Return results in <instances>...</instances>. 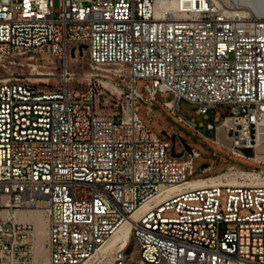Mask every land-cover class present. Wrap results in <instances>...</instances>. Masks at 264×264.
I'll list each match as a JSON object with an SVG mask.
<instances>
[{"label":"built area","instance_id":"2783aa9c","mask_svg":"<svg viewBox=\"0 0 264 264\" xmlns=\"http://www.w3.org/2000/svg\"><path fill=\"white\" fill-rule=\"evenodd\" d=\"M54 1L0 0V68H29L0 76V264H35V224L17 214L29 211L45 217L48 264H121L123 244L108 242L147 202L132 236L172 264H264V169L221 173L250 184L186 185L201 154L173 157L171 137L138 116L139 100L151 122L157 96L173 95L164 107L197 132L213 130L233 156L263 145L264 13L243 14L230 0H164L173 5L160 11V0H58V9ZM70 43L89 52L92 68L129 66L116 111L102 108L96 86L70 88ZM48 54L62 60L57 89L36 83ZM17 55L30 61L5 62ZM182 100L206 120L214 110L219 121V105L227 114L218 125L196 123L178 113ZM245 171L256 176L239 177ZM144 264H155L152 254Z\"/></svg>","mask_w":264,"mask_h":264},{"label":"rangeland","instance_id":"374dc122","mask_svg":"<svg viewBox=\"0 0 264 264\" xmlns=\"http://www.w3.org/2000/svg\"><path fill=\"white\" fill-rule=\"evenodd\" d=\"M55 9H58V0L54 1ZM80 43H70L68 45L67 51V67L68 70L76 75L75 80L71 84L70 88H79L83 89L88 86H96L98 91L101 94V101L103 102L102 108L107 112H114L117 110L119 106V102L123 100L125 97L124 88L129 82L128 65H111L109 67L104 68H92L90 65V54L89 52H82L80 48ZM85 48V44L83 45ZM15 60L16 62H29L28 55H17L13 57H9L5 60V62ZM37 64L45 65L39 67L41 74L36 77V83L40 88L44 89H57L62 85L60 75L62 72V60L52 56V55H42L40 56V61ZM118 69L119 74L121 76L114 74L113 71H107L106 69ZM16 72L20 74H26L29 71V68L12 66L10 70H5L0 68V76L8 75L10 72ZM109 74L113 77L112 80L109 78H103L102 75ZM147 83L145 80H139L136 84L138 90L140 92L143 91L144 85ZM173 95H170L168 98L158 95L157 100L153 103V113H152V121L149 122L148 116L145 114L146 105L142 101H138L139 110L138 116L139 118L151 128L152 131L157 133L162 138H167L168 136L174 135L170 126L173 125L176 128V141H175V149L176 152H181L184 149V144L182 140L185 141L186 144L190 145L197 152L201 154V157L197 158L194 161V173L190 176L191 179L203 178L209 175H216L218 173H222L225 169L230 165H236L240 168L245 169H264L263 164H258L253 162L252 159H258L264 161V144L258 146L254 150H246L247 157H235L231 154V152L225 146L218 145L214 142L213 138L215 133L213 130H208L206 126L199 127V132L195 129L188 126L186 122L178 121V117L174 114L170 109L164 107V101H170ZM198 106L194 103H190L186 100H182L180 102V109L178 113L182 115L185 119H194L196 123L203 122L206 125L207 122H212L214 125H218L223 120L224 116L227 114V109L225 106L219 105L217 107V111L221 113L219 121H214L215 111L211 110L208 112L209 120L205 119L203 114H197ZM167 134H163V132ZM225 138V134H222L221 139ZM227 142V140H225ZM229 143V142H228ZM216 153V155H214ZM252 159H251V158ZM184 158H189V152H186ZM219 158H222L220 161ZM215 164V166L207 172H203V167L208 164ZM230 178V177H228ZM227 178V179H228ZM231 179V178H230ZM224 182H228V180H223ZM225 198V191L223 190L222 199ZM22 217L26 215L23 212H19ZM42 214V221L44 222V216ZM171 214V212H169ZM26 219V218H25ZM35 222L36 228L38 231V244H37V258L36 264H48L47 263V254L46 249L44 247V243L47 236V228L46 232H44V228L40 223V218L35 216L31 219ZM38 221V222H37ZM43 231V232H42ZM42 232V233H41ZM40 247H42L40 249ZM39 249V250H38ZM128 249L133 251V257L137 253L138 247L135 239H132L129 242ZM137 261H139V255H135L134 257ZM160 264H166L164 262Z\"/></svg>","mask_w":264,"mask_h":264},{"label":"bare ground","instance_id":"6f19581e","mask_svg":"<svg viewBox=\"0 0 264 264\" xmlns=\"http://www.w3.org/2000/svg\"><path fill=\"white\" fill-rule=\"evenodd\" d=\"M230 1L237 2L239 4V9H237V10L243 14L264 13V0H230ZM172 5H173V2L166 4V2L164 0H160L157 2L156 9H157V11H160V10H163V8H170V7H172ZM223 133H224V127L221 125V126H219V132H218L219 138L222 137ZM260 140H261V137L259 138V144H260ZM244 153H246V150H244ZM224 176H226V175L219 174V175H216L214 177L195 179V180H191L186 185L203 186V185H207V184H210V185L211 184H222V183H224V181L221 178H223ZM240 176L243 178H253L254 176H256V174L252 173V171H250V172L245 171V172H241L239 174V177ZM227 180H228L227 183L232 184V185L249 183V182H243L239 179H236V177L231 178V179L228 178ZM255 183H262V181L259 180L258 182H255ZM179 188H181V186L172 187V188H170V190H175V189H179ZM157 198H160V196H158ZM149 205H150V202H147V203L143 204L140 208H138L133 213L132 217L129 218L125 223H123V225L118 229V231L111 237V239L108 242V246H114L118 242H121L123 244L121 247V261H122L121 264H136V262H137V264H144V253L145 254H152V257L155 258V264H160L162 262H164L166 264H172V262L169 261L168 253H166L160 247H154V245L147 244L146 238L142 234H133V236H132V231H131L132 222L139 216V214L142 211L146 210L149 207ZM29 212H31V211H29ZM29 212H23V213H29ZM17 214H19V212H17ZM37 214H38V218H40V220H41L40 223L42 224V226L45 230L44 232H46L45 227L47 228V223H46L45 217H44L45 221L43 222L41 211H37ZM23 216H25L24 218H27V215H23ZM28 216H29V214H28ZM30 221H32V220H30ZM32 222H34V221H32ZM34 224H35V222H34ZM35 227H36V224H35ZM36 233H37V240H36L35 264H36V258H37V244H38L37 243L38 242L37 228H36ZM132 237L135 239V241L137 243V247H138L137 252H139L138 253L139 261H137L133 257V251H130L128 249L129 242L132 239ZM44 247H45V244H44ZM41 248L42 247H40V249ZM236 264H238V263H236Z\"/></svg>","mask_w":264,"mask_h":264},{"label":"water","instance_id":"95a60500","mask_svg":"<svg viewBox=\"0 0 264 264\" xmlns=\"http://www.w3.org/2000/svg\"><path fill=\"white\" fill-rule=\"evenodd\" d=\"M163 134L166 135L167 133L164 131ZM171 140H172V143H173V146H172V149H171V155L173 157H182L185 152H189V153L192 152V147L190 145L186 144L184 140H182V142L184 144V149L181 152H176L175 151L176 135H172L171 136Z\"/></svg>","mask_w":264,"mask_h":264},{"label":"crops","instance_id":"0c3cea01","mask_svg":"<svg viewBox=\"0 0 264 264\" xmlns=\"http://www.w3.org/2000/svg\"><path fill=\"white\" fill-rule=\"evenodd\" d=\"M214 166H215V164H213V163L205 165L203 167V172L210 171ZM218 175H219V173H218ZM214 176H216V175H209V176H206V177H203V178L214 177ZM196 179H202V178H196ZM192 180H195V179H192ZM25 214L27 215V218H26L27 220H31L33 217H35V215L38 216L37 211H33V212L31 211V212L25 213ZM28 214H29V216H28Z\"/></svg>","mask_w":264,"mask_h":264}]
</instances>
